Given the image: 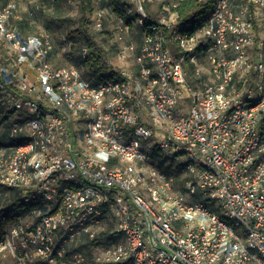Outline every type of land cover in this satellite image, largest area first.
<instances>
[{
  "label": "built area",
  "instance_id": "built-area-1",
  "mask_svg": "<svg viewBox=\"0 0 264 264\" xmlns=\"http://www.w3.org/2000/svg\"><path fill=\"white\" fill-rule=\"evenodd\" d=\"M21 1L0 0L12 65H0V187L19 196L0 212V252L17 264H264V0H215L190 28L174 10L148 22L146 0H93L89 25L101 31L112 10L116 57L132 61L97 74L53 63L51 35L15 25ZM103 232L88 256L82 242Z\"/></svg>",
  "mask_w": 264,
  "mask_h": 264
},
{
  "label": "rangeland",
  "instance_id": "rangeland-1",
  "mask_svg": "<svg viewBox=\"0 0 264 264\" xmlns=\"http://www.w3.org/2000/svg\"><path fill=\"white\" fill-rule=\"evenodd\" d=\"M179 1L180 0H146L144 7L147 15H150L154 20H158L164 13L167 17H171L173 13L172 8L175 7ZM256 16L258 31L264 37V10H258ZM79 18V0H22L20 2L19 18L17 20H24L26 26L25 31L28 33L46 31L51 35L55 46L56 58L53 63L73 65L83 74L104 73L109 66L112 68L123 66L129 69L132 67L131 60L120 62L116 57L118 48L115 33L116 16L112 10L108 11L104 28L101 31L93 29L90 25L87 26L88 31L92 34L93 40L105 50V53L102 55H97L93 52L90 53L89 50L83 56L80 53V49L82 46L87 45V42L81 32ZM63 38L71 40L72 45L67 46ZM127 40L137 41L138 35L132 33L128 36ZM7 52L8 50L5 45L0 43V65L12 68L9 60L6 59V56H8ZM65 53H68V55H65ZM1 115L0 110V116ZM5 133V122L1 121L0 117V140L3 139ZM171 163L174 170L179 169L178 162H171L170 159H165L164 165L168 166ZM17 196V192L0 187V210H12L15 207V198ZM110 238L109 235L101 236L97 241H85L82 242L81 245L85 248L86 254L92 256L96 250L95 247L108 243ZM0 264L17 263L11 254L0 252Z\"/></svg>",
  "mask_w": 264,
  "mask_h": 264
},
{
  "label": "trees",
  "instance_id": "trees-1",
  "mask_svg": "<svg viewBox=\"0 0 264 264\" xmlns=\"http://www.w3.org/2000/svg\"><path fill=\"white\" fill-rule=\"evenodd\" d=\"M215 0H180L178 4L173 7L172 9L177 13L178 15V25L182 28H190L196 23H200L204 19L207 18V16L210 13V10L214 4ZM80 3V27L81 32L83 36L86 39L87 46L89 48L90 53H96L97 55H102L105 53V50L93 40L92 34L88 31L87 26L89 25V13L91 12L94 2L93 0H79ZM106 2L101 3V5H106ZM147 21L152 23L155 20L148 15ZM15 25L20 28L23 32L28 33L25 31V22L24 20H15ZM258 28V26H257ZM1 110V109H0ZM1 121L5 122L6 126V132H7V122L5 120V115H1ZM6 143V133L3 139L0 140V145ZM11 190V189H9ZM15 191V190H12ZM17 192V191H15ZM19 199V196L15 198V202ZM10 211V210H9ZM8 210H0V212H9ZM2 229V225L0 223V232ZM102 235L106 236L108 235L106 232H103Z\"/></svg>",
  "mask_w": 264,
  "mask_h": 264
}]
</instances>
